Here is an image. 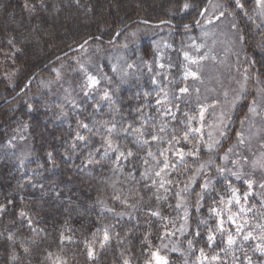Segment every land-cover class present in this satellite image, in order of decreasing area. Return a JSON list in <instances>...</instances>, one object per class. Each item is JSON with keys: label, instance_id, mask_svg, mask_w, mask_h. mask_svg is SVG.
<instances>
[{"label": "trees", "instance_id": "trees-1", "mask_svg": "<svg viewBox=\"0 0 264 264\" xmlns=\"http://www.w3.org/2000/svg\"><path fill=\"white\" fill-rule=\"evenodd\" d=\"M207 2L0 0V264H149L155 252L168 264H264L261 201L250 214L257 240L229 244L216 209L231 186L247 188L250 169L232 170L225 156L248 108L237 104L220 143L205 130L189 152L183 138L204 97H215L207 73L201 94L180 91L178 79L190 40L222 2L248 55L238 63L264 81V10L211 0L196 24ZM160 56L168 75L155 80ZM86 70L102 73L110 96L80 94ZM66 84L77 99L61 92ZM114 120L121 131L107 134Z\"/></svg>", "mask_w": 264, "mask_h": 264}, {"label": "rangeland", "instance_id": "rangeland-1", "mask_svg": "<svg viewBox=\"0 0 264 264\" xmlns=\"http://www.w3.org/2000/svg\"><path fill=\"white\" fill-rule=\"evenodd\" d=\"M214 6L205 15L206 18L203 23L199 25V35L190 40L184 51L185 64L178 79L181 78L184 81L180 91H191V85H194L195 91L201 94L202 90L199 83L205 81L203 73H207L212 82L205 85V94L216 99L211 101L209 97H204V102L200 105L196 117L197 126L183 140H185L184 144L189 143L188 151L190 152L197 145L195 144V141H199L197 138L203 136L204 131L207 130L209 139L212 142L220 143L222 139L226 138L225 135L231 126L237 104L241 100L245 102L248 108L247 112L241 118L237 131H233L236 140L228 146V153L225 157L226 165H228V161L232 163V170L250 169L249 173H245L248 176H244L247 188L242 189L236 184L231 186L230 193L221 196L222 203L216 209H218L219 214L221 237L226 236L228 240L230 237L232 240L238 237L242 240L245 237L257 240L256 235L250 234L254 230L250 227L252 225L250 214L258 202L254 200L255 198L259 199L261 205L264 206V198H259L261 192L259 193L255 189L256 184L264 189V81L252 75L247 63L242 65L238 63L239 58L248 57L246 53L244 54L242 47V35L235 22L226 16L224 11L220 10L224 7L223 3L216 2ZM259 7L264 10V4H259ZM164 30V28H160V31ZM130 36L132 40H135L138 34L134 33ZM161 57L158 59L159 71L155 80H158L162 73L168 75V65ZM234 57L235 60H232ZM147 64L150 65V69H153L150 62ZM125 69L128 70L129 66H126ZM101 75L102 73L95 70H86L84 74L82 73L77 82V89H80L78 90L80 94L86 96L98 92L104 97L110 96L107 90L102 91L99 88L103 82ZM92 80L97 81V83L93 84ZM175 81L177 82V80ZM156 84L158 89L155 95H159L157 102L167 101L168 105L164 106L163 112H170L172 107L168 101L170 99L169 93L162 88L160 82ZM68 85L67 90L64 89L61 92L73 95L77 99V91L73 92V88H69ZM158 90L159 92H157ZM160 105L162 104L160 103ZM116 123L117 120H114L104 125L107 134L121 131L116 127ZM109 140L111 139L108 138L107 141ZM106 144L105 147H109L108 143ZM109 148H114L112 142ZM222 171L226 172L227 168L224 167ZM259 176L263 178L261 179ZM261 243L258 240L257 245L261 246ZM157 256L163 259L157 260ZM165 262L168 264L167 258L155 252L149 264H165Z\"/></svg>", "mask_w": 264, "mask_h": 264}, {"label": "water", "instance_id": "water-1", "mask_svg": "<svg viewBox=\"0 0 264 264\" xmlns=\"http://www.w3.org/2000/svg\"><path fill=\"white\" fill-rule=\"evenodd\" d=\"M210 1H211V0H208L207 4L203 7V9H202V11H201L199 17H198V18L196 19V21H195L196 24H198V23L200 22V20H201L202 16L204 15V13H205V11H206V9H207V6H208V4L210 3ZM163 23H165V21H161V22H159V23H157V24H163ZM129 25H130V23H128L126 26H124V27H122L121 29H119V31L117 32V34H118L119 32H121V31H123V30H124L127 26H129ZM86 42H87V41H84L82 44L76 46L75 48L70 49V50L67 51L66 53L81 48ZM64 54H65V53H64ZM32 78H33V77H31V78L29 79V81L26 83V85H24V87H23L21 90L25 89V87L30 83V81L32 80Z\"/></svg>", "mask_w": 264, "mask_h": 264}, {"label": "snow or ice", "instance_id": "snow-or-ice-1", "mask_svg": "<svg viewBox=\"0 0 264 264\" xmlns=\"http://www.w3.org/2000/svg\"><path fill=\"white\" fill-rule=\"evenodd\" d=\"M257 3L258 4H264V0H257ZM237 4H238V6H240V7H243V5H240L239 4V0H237ZM183 7L185 8V9H187L188 7H189V5L187 4V3H185L184 5H183ZM185 27H187V26H185ZM93 84H95V83H97V81H95V80H92L91 81ZM105 95H107V94H105ZM81 139H83V137H81ZM108 145H109V147H111V141H108ZM130 154V153H129ZM121 155H123V153H121ZM105 238H107V237H105ZM248 237H245V239H247ZM209 239L211 240L212 238L211 237H209ZM229 244H232L233 243V240H232V238L230 237L229 238ZM163 258H161V257H158L157 256V260H162ZM165 264H166V262H165Z\"/></svg>", "mask_w": 264, "mask_h": 264}]
</instances>
